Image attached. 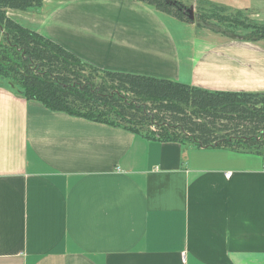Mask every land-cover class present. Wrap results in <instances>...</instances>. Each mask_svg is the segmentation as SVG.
Listing matches in <instances>:
<instances>
[{"label":"crops","instance_id":"1","mask_svg":"<svg viewBox=\"0 0 264 264\" xmlns=\"http://www.w3.org/2000/svg\"><path fill=\"white\" fill-rule=\"evenodd\" d=\"M202 1L264 13L263 0ZM37 11L19 24L96 68L264 92L261 41L178 21L193 36L176 42L177 20L133 0ZM0 264H264V155L148 140L0 84Z\"/></svg>","mask_w":264,"mask_h":264},{"label":"trees","instance_id":"2","mask_svg":"<svg viewBox=\"0 0 264 264\" xmlns=\"http://www.w3.org/2000/svg\"><path fill=\"white\" fill-rule=\"evenodd\" d=\"M44 1L0 0V80L9 90L49 112L148 140L264 155V92L210 91L96 68L8 16ZM133 1L177 21H192L190 9L179 0ZM195 12L197 28L213 24L215 33L230 39L264 41V26L244 11L198 0Z\"/></svg>","mask_w":264,"mask_h":264},{"label":"rangeland","instance_id":"3","mask_svg":"<svg viewBox=\"0 0 264 264\" xmlns=\"http://www.w3.org/2000/svg\"><path fill=\"white\" fill-rule=\"evenodd\" d=\"M213 1L215 3H221L222 5H226L228 7H231V5H232L231 3L226 2V0H213ZM241 1H243V2H240V3H242L241 5L247 7L246 5H248V6L255 5L256 1H259V0H247V1L241 0ZM195 2H196L195 0H182V3L190 9L189 14L192 17V22H194V23L197 20L196 19V12H195V4H194ZM261 4H263L262 7H264V0L262 1ZM233 6H235V5H233ZM47 9H48V7H45L44 10H47ZM36 10H38L37 12L41 13V11H39V7L38 8H32L28 11L29 12H36ZM9 14H10V15H8L9 17L14 18L19 23V13L18 12H11ZM247 14L249 15L250 19H252L256 23L264 26V13L263 14L260 13V15L258 14L259 16H255L257 13H255V11L252 10L250 13L248 12ZM14 15H15V17H13ZM178 23H179L178 21H175V23H170L168 21V23H167L168 27H171V29H172L173 36H174L176 42H179L181 38L193 36V35H190V32H192L190 30V27H185V29L183 31L177 30V29H180L179 26H181V25H178ZM202 26H203V28H197L196 30H194V33H196L197 35H200L199 32H202L205 30L211 35H215V36L220 37V38L230 39L226 36H223L222 33L219 31H218L219 33H215L214 31H215L216 27H214L213 24H203ZM245 36H247V35H245ZM242 37H244V35H242ZM238 39H242V38L239 37ZM260 45L264 47V41H261ZM6 83H7V81H1L0 80V84L4 85L7 88L8 85H6ZM12 84L13 83H10V85H12ZM151 129L154 130V128H152V127H151Z\"/></svg>","mask_w":264,"mask_h":264},{"label":"bare ground","instance_id":"4","mask_svg":"<svg viewBox=\"0 0 264 264\" xmlns=\"http://www.w3.org/2000/svg\"><path fill=\"white\" fill-rule=\"evenodd\" d=\"M245 58V57H244Z\"/></svg>","mask_w":264,"mask_h":264}]
</instances>
